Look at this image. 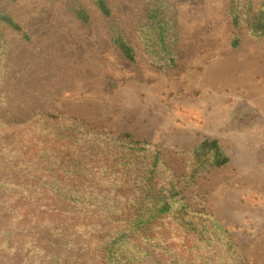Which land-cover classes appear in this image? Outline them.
Masks as SVG:
<instances>
[{
    "label": "trees",
    "instance_id": "1",
    "mask_svg": "<svg viewBox=\"0 0 264 264\" xmlns=\"http://www.w3.org/2000/svg\"><path fill=\"white\" fill-rule=\"evenodd\" d=\"M13 1L0 0V264H249L228 229L187 195L197 178L229 162L218 139H201L177 173L162 147L128 131L53 106L14 113L7 38L31 36L5 8ZM91 4L114 19L109 0ZM70 8L89 22L84 5L71 0ZM136 10L147 53L175 64L181 25L170 0H138ZM227 11L232 46L241 28L264 35V0H228ZM109 33L134 62L123 27L111 23Z\"/></svg>",
    "mask_w": 264,
    "mask_h": 264
},
{
    "label": "rangeland",
    "instance_id": "2",
    "mask_svg": "<svg viewBox=\"0 0 264 264\" xmlns=\"http://www.w3.org/2000/svg\"><path fill=\"white\" fill-rule=\"evenodd\" d=\"M77 1L88 23L75 17L71 0L5 5L31 36L7 38L4 81L14 113L53 106L128 131L162 147L177 173L201 139H218L229 162L197 178L187 195L228 229L249 264H264V35L241 28L232 46L228 0H170L180 54L165 65L146 51L138 0H109L110 20L91 0ZM115 22L135 46L134 62L111 40Z\"/></svg>",
    "mask_w": 264,
    "mask_h": 264
},
{
    "label": "bare ground",
    "instance_id": "3",
    "mask_svg": "<svg viewBox=\"0 0 264 264\" xmlns=\"http://www.w3.org/2000/svg\"><path fill=\"white\" fill-rule=\"evenodd\" d=\"M220 70H222V69H220Z\"/></svg>",
    "mask_w": 264,
    "mask_h": 264
}]
</instances>
